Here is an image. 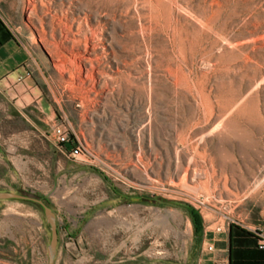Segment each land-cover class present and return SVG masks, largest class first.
Returning a JSON list of instances; mask_svg holds the SVG:
<instances>
[{
  "label": "rangeland",
  "instance_id": "1",
  "mask_svg": "<svg viewBox=\"0 0 264 264\" xmlns=\"http://www.w3.org/2000/svg\"><path fill=\"white\" fill-rule=\"evenodd\" d=\"M0 10L30 53L9 87L17 96L0 90V189L45 195L60 220L89 218L68 233H89L81 244L108 264L135 252L183 264L199 240L189 208L264 225V0ZM3 200L45 221L36 205ZM30 234L0 236V251L28 249Z\"/></svg>",
  "mask_w": 264,
  "mask_h": 264
},
{
  "label": "crops",
  "instance_id": "2",
  "mask_svg": "<svg viewBox=\"0 0 264 264\" xmlns=\"http://www.w3.org/2000/svg\"><path fill=\"white\" fill-rule=\"evenodd\" d=\"M5 17L0 10V90L15 97L17 96L15 90L11 92L9 87L12 89L14 82L21 76L22 68L30 53L12 27L4 20ZM24 81L25 79L22 82ZM20 90L24 93L20 97H27L26 95L31 91L25 86ZM3 199L17 198H0V201H4ZM16 205L10 203L2 206V202L0 203V236L12 230L24 232V228H27L29 232L32 231L28 239L29 247L13 257H7L0 251V264H47L46 221L39 218L38 208L30 206L26 212H20L16 210ZM10 213L17 215L16 220L10 219ZM56 222L58 241L53 264H108L109 258L96 255L89 244L85 247L81 244L85 238L89 241V233L81 229L76 232L74 229L73 233H68L70 224L77 227L88 224L89 218L74 219L70 222L68 219L60 220L56 214ZM199 222L198 243L195 250L189 252L183 264L191 262L193 264H264V248L257 246L256 234L249 228L257 224L225 221L224 218L220 220V215L217 214L207 217L199 214ZM121 264H143L141 252L126 256L125 262ZM150 264H153V261H150ZM167 264H174V261Z\"/></svg>",
  "mask_w": 264,
  "mask_h": 264
},
{
  "label": "water",
  "instance_id": "3",
  "mask_svg": "<svg viewBox=\"0 0 264 264\" xmlns=\"http://www.w3.org/2000/svg\"><path fill=\"white\" fill-rule=\"evenodd\" d=\"M0 198H17L33 202L39 208H41L45 217V221L48 224L50 230V237L46 246L47 264H53L58 241V230L56 214L50 204H48V202H46V200H44L40 195H37L35 193H27L13 190H0Z\"/></svg>",
  "mask_w": 264,
  "mask_h": 264
},
{
  "label": "built area",
  "instance_id": "4",
  "mask_svg": "<svg viewBox=\"0 0 264 264\" xmlns=\"http://www.w3.org/2000/svg\"><path fill=\"white\" fill-rule=\"evenodd\" d=\"M55 134H56L57 142H59L60 144H62L63 142H66V140H67L66 133L60 127L55 128ZM93 157H95V156H93ZM200 202H202V201H200ZM236 222L240 223L238 221H236ZM249 228H251V230L256 234L257 246L260 248H264V225L257 224L255 226L249 227Z\"/></svg>",
  "mask_w": 264,
  "mask_h": 264
},
{
  "label": "trees",
  "instance_id": "5",
  "mask_svg": "<svg viewBox=\"0 0 264 264\" xmlns=\"http://www.w3.org/2000/svg\"><path fill=\"white\" fill-rule=\"evenodd\" d=\"M38 195H40L44 200H46V202H48V204H50L49 199L45 195H43V194H38ZM31 203L34 204L33 202H31ZM34 205H36V204H34ZM189 211H190V214H191V217H192L194 230H195V232H197L198 229L200 228L199 213L193 208H189Z\"/></svg>",
  "mask_w": 264,
  "mask_h": 264
}]
</instances>
